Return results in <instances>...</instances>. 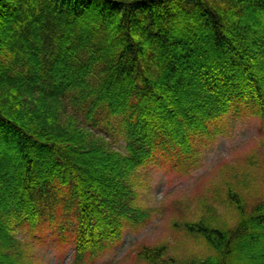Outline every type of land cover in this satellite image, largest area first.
<instances>
[{
  "label": "trees",
  "instance_id": "obj_1",
  "mask_svg": "<svg viewBox=\"0 0 264 264\" xmlns=\"http://www.w3.org/2000/svg\"><path fill=\"white\" fill-rule=\"evenodd\" d=\"M106 113L126 153L95 132ZM228 116L264 124V0H0V264H35L19 227L61 230L73 264L114 245L148 217L136 171L190 162ZM224 185L234 219L206 202L185 221L210 249L188 264H264V195Z\"/></svg>",
  "mask_w": 264,
  "mask_h": 264
},
{
  "label": "rangeland",
  "instance_id": "obj_2",
  "mask_svg": "<svg viewBox=\"0 0 264 264\" xmlns=\"http://www.w3.org/2000/svg\"><path fill=\"white\" fill-rule=\"evenodd\" d=\"M120 126V118L106 113L95 132L104 136L112 149L126 153ZM195 146L196 156L184 165L158 159L136 171L130 181L133 206L147 211V219L140 224L127 223L120 241L78 264H145L136 256L141 244H166L178 264L202 260L210 253L182 224L198 219L206 202L222 216L231 217L232 211L220 197L225 181H241L250 200L264 195V124L255 116H228L214 136L197 141ZM61 234V230L48 229L30 233L19 227L17 236L30 249L28 255L35 264H73L74 245L70 239L62 241Z\"/></svg>",
  "mask_w": 264,
  "mask_h": 264
}]
</instances>
